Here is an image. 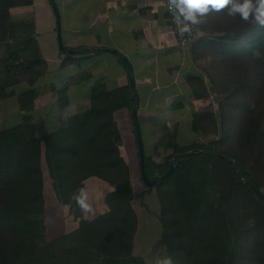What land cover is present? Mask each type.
Here are the masks:
<instances>
[{
    "label": "trees",
    "instance_id": "16d2710c",
    "mask_svg": "<svg viewBox=\"0 0 264 264\" xmlns=\"http://www.w3.org/2000/svg\"><path fill=\"white\" fill-rule=\"evenodd\" d=\"M15 1L0 0V100L26 74L32 77L19 97L22 122L0 131V264H147L133 254L139 219L116 121L117 111L132 113L138 103L131 100L129 86L108 90L96 84L88 109L39 137L30 113L39 96L35 85L48 66L36 37L11 34ZM198 20L193 25L203 35L192 45L193 59H212L209 78L224 99L219 115L195 113L191 129L218 139L183 148L170 138L162 146L164 161L156 165L145 147L151 179L165 173L176 154L203 153L181 157L167 179L142 193L157 191L159 245L171 264H264V201L251 186L264 188V26L251 15L248 20L230 15L227 7ZM69 62L65 58L61 67ZM200 79L188 77L196 100L208 92ZM58 94L65 108L66 90ZM209 151L230 156L240 172ZM44 163L60 202L70 207L79 226L41 246L47 230ZM92 177L109 184L112 192L105 199L107 212L88 220L78 201Z\"/></svg>",
    "mask_w": 264,
    "mask_h": 264
},
{
    "label": "rangeland",
    "instance_id": "374dc122",
    "mask_svg": "<svg viewBox=\"0 0 264 264\" xmlns=\"http://www.w3.org/2000/svg\"><path fill=\"white\" fill-rule=\"evenodd\" d=\"M55 1L60 11L62 37L65 45V25L68 15V5L66 4V0ZM30 3L32 4L30 5ZM10 32L18 36L36 37L43 56L47 60L48 71L51 73L38 79L35 85L39 90V94L40 92L43 94V101L38 105L34 120L37 123V133L39 135L54 131L61 121L68 118V114L61 112L59 116H55L58 101H54L55 96L49 93L50 85L53 81L58 80L61 75L80 74L84 71H89L91 73L95 68H92V70L87 68V70H85L78 59L74 60L77 55H65L60 51L57 42V20L49 0H16L12 10ZM202 35L203 34L196 28V36L189 45L192 47L193 43ZM184 53L188 55L183 56V60L186 63L185 66L189 65L188 69H190V71L193 70L194 73L200 74L205 78V85L202 84V87H207V96L200 102H196L193 96H186L183 99L185 106L179 105L178 107L181 108H176L177 111L171 113L172 115L169 116H166L165 113L170 106H173V103L170 102L172 97L163 105L162 103H155L154 106L157 112L139 110L138 116L143 131L144 145L147 148L148 155L152 159V165L164 161L165 152L162 146H164L170 138H175L183 148H188L194 144L207 145L212 140L218 139L215 134L206 136L201 133H195L191 129V123L195 113L214 112L219 115L220 103L224 99L223 95L219 92L220 86L217 85L214 87L209 78L210 73L214 72L212 59L210 57H202L192 62L193 59L190 50L187 49ZM81 55H85V53ZM62 58L63 60L66 58L71 60V62L74 61L73 66L71 65V68L67 69L60 68ZM107 71L109 75L112 76L119 72L116 66L111 65L107 66ZM30 77H32L31 74H26L22 83L3 92V97L0 100V131L14 127L22 122L23 112L19 107V97L29 87L26 81ZM89 82L91 81L89 80ZM92 85L87 89L84 86L72 87L71 89H73V92H71V99H74L78 93L82 91L81 95L89 100ZM11 90L14 91V95H9ZM86 103L88 106L89 102H81L79 104L80 108L77 109L85 111ZM159 108L165 109L166 111H158ZM77 109H73L70 112L75 113ZM160 113L165 116H160ZM116 121L121 133L122 154L130 167L131 180L135 194L133 206L139 219L138 231L134 240L135 250L133 254L134 256L142 257L147 264H163L164 261H167V251L164 247L159 245L162 237V226L159 221L161 209L155 188L147 194L142 193L145 191L146 186L140 175L139 154L131 111L129 109L117 111ZM225 129L224 127L222 131L224 132ZM43 169L46 178L44 221L47 230L45 237L40 241L41 246L58 239L62 235L71 234L79 226V219H77L75 215H71L72 212L68 213L70 207L62 204L57 193L54 191L52 180L45 163L43 164ZM94 181H98L100 185H104V182H99L102 180L96 177L93 178V180L90 179L89 183ZM91 186L92 184H88L87 189L92 190ZM262 192L264 193V188H262ZM105 194L106 193H90L89 191L82 193L84 196L83 203L87 205V208L81 206V211H87L88 213H85L84 216L97 217L108 210V206L104 199Z\"/></svg>",
    "mask_w": 264,
    "mask_h": 264
},
{
    "label": "crops",
    "instance_id": "0c3cea01",
    "mask_svg": "<svg viewBox=\"0 0 264 264\" xmlns=\"http://www.w3.org/2000/svg\"><path fill=\"white\" fill-rule=\"evenodd\" d=\"M66 4L68 5V15L65 25V46L69 48L113 49L125 56L134 70L139 100L138 112L139 110L157 112L154 106L155 103H162L163 105L172 97L170 102L173 103V106H170L168 111L162 108L158 109V111L165 110L166 116L172 115L171 113L181 108L178 107L179 105L185 106L183 99L186 96H193L188 84L190 75L201 77L200 82L205 85V78L202 75L194 73L193 70L190 71L188 69L189 65L185 66L183 56L187 54L184 52L189 49L193 59L192 47L189 44L181 45L177 41L168 21L164 0H66ZM84 53L85 55H81ZM78 55L74 60L78 59L85 70L87 68L95 69L91 73L84 71L80 74L61 75L58 80L53 81L54 84L50 85L49 93L55 96L54 101H58L55 116H59L61 112L67 113L68 117L81 113L83 110L77 109L80 108L79 104L81 102H89L90 105L91 92L89 100L81 95L82 91L74 99H71L72 87L84 86L87 89L93 84L91 86L92 90L93 86L102 83L108 90H113L118 87L129 86L124 63L111 52L88 51ZM62 61L63 58L60 62V68H62ZM73 62L70 60L64 68H71ZM108 65L116 66L119 72L114 76L109 75ZM49 73L51 72L48 71L46 75ZM63 90H66L67 98L65 108L60 106L58 94ZM194 100L200 102L203 99L196 100L194 98ZM42 101L43 94L40 92L35 101L34 110L30 113L33 124H36V132L38 126L34 120V115L37 113L38 105ZM89 105L87 106L86 103L85 108L88 109ZM73 109H77L75 113L70 112ZM159 115L165 116L161 113ZM45 134L39 135L37 133L39 137ZM93 178L95 177L86 180L80 193H86L87 191L90 193H106L104 195V199H106V196L112 192V187L104 181H99L104 182V185H100L98 181L89 183L90 179L93 180ZM88 184H92V190L87 189ZM81 200L84 202L83 195ZM79 211L84 219L93 220L98 217L84 216L87 211H81V208ZM68 213H71V211Z\"/></svg>",
    "mask_w": 264,
    "mask_h": 264
},
{
    "label": "water",
    "instance_id": "95a60500",
    "mask_svg": "<svg viewBox=\"0 0 264 264\" xmlns=\"http://www.w3.org/2000/svg\"><path fill=\"white\" fill-rule=\"evenodd\" d=\"M52 9L55 13V17L57 20V42H58V47L60 51L65 54V55H78L82 52H88V51H97V52H102V51H109L112 54H114L116 57H118L125 65L126 67V72H127V77H128V83H129V92L131 94V100L137 104L138 103V93L136 91V82H135V77H134V70L132 67V64L130 61L123 56L119 51L113 50V49H106V48H94V47H79V48H69L64 45L63 42V37H62V27H61V17H60V11L58 8V5L56 4L55 0H49ZM132 119H133V127L135 131V136H136V141H137V147H138V154H139V167H140V175L142 178V181L146 185V187L153 188L155 187L159 182L164 181L167 179L175 170L176 166L181 162V157L189 156L192 154H198V153H203L201 150H192L188 151L186 153L182 154H176L175 157L170 161L169 168L165 173L162 175H159L153 179L149 178L146 172V152H145V146H144V140H143V134L141 130V125L139 121V116H138V109L137 108H132ZM209 155H216L220 158H223L226 160L230 165H233L235 169L240 172L239 167L237 166L236 162L234 159H232L230 156L218 152V151H209L206 152ZM252 189L256 193V195L264 201V193L258 189L257 185L255 183H252Z\"/></svg>",
    "mask_w": 264,
    "mask_h": 264
},
{
    "label": "clouds",
    "instance_id": "9594fccd",
    "mask_svg": "<svg viewBox=\"0 0 264 264\" xmlns=\"http://www.w3.org/2000/svg\"><path fill=\"white\" fill-rule=\"evenodd\" d=\"M168 3L169 8L174 10L181 35L190 31L186 22L197 24L198 15L203 16L210 10L220 11L226 7L230 15L239 14L244 20H248L251 15L264 26V0H168ZM78 202L87 208L82 200ZM163 264H171V261H164Z\"/></svg>",
    "mask_w": 264,
    "mask_h": 264
},
{
    "label": "built area",
    "instance_id": "2783aa9c",
    "mask_svg": "<svg viewBox=\"0 0 264 264\" xmlns=\"http://www.w3.org/2000/svg\"><path fill=\"white\" fill-rule=\"evenodd\" d=\"M164 2H165L168 21L172 27V30L176 36L177 41L181 45L190 44V42H192L196 36V27L193 24H191L190 22H186V23H188L190 31L185 32L181 35V33L179 31L178 24L175 20L174 10L169 8L168 0H164ZM180 26H183V25H180Z\"/></svg>",
    "mask_w": 264,
    "mask_h": 264
}]
</instances>
